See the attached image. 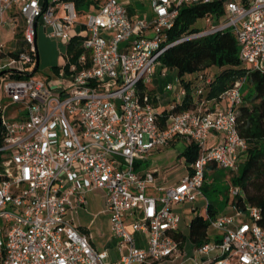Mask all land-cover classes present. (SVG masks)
<instances>
[{"label": "built area", "instance_id": "obj_1", "mask_svg": "<svg viewBox=\"0 0 264 264\" xmlns=\"http://www.w3.org/2000/svg\"><path fill=\"white\" fill-rule=\"evenodd\" d=\"M93 2L96 9L80 15L74 0H0V31L23 34L19 50L4 52L0 44V264H158L177 257L175 206L200 198L208 166L237 171L247 151L234 112L243 104V81L209 100L213 75L196 72L193 107L174 113L186 90L161 57L182 42L230 33L242 65L264 73V0ZM140 2L149 3V15L130 10ZM211 3L221 5V15L206 14L205 29L169 41L183 5ZM40 26L64 44L58 80L29 76ZM75 37L85 51L79 70L67 48ZM212 133L220 140L207 146ZM181 140L195 144L198 157L176 184L157 189V172L136 171L140 159ZM96 189L106 194L115 260L70 217L87 210L86 194ZM260 217L254 206H232L231 214L209 219L215 234L196 248L202 262L195 264H264Z\"/></svg>", "mask_w": 264, "mask_h": 264}, {"label": "trees", "instance_id": "obj_2", "mask_svg": "<svg viewBox=\"0 0 264 264\" xmlns=\"http://www.w3.org/2000/svg\"><path fill=\"white\" fill-rule=\"evenodd\" d=\"M78 13L83 14L91 6L96 9L93 0H74ZM222 14L219 3L183 5L172 29L168 32L169 41H175L184 34L194 33L198 30L193 26L197 20L202 19L206 14ZM21 32L17 33V39L21 42ZM83 39L75 37L68 45L70 62L78 65L79 56L85 53L82 46ZM239 50L235 38L230 33L212 34L202 38L188 40L168 49L161 57V62L170 70L176 72L179 81L186 90V97L181 104L175 106L172 112H184L193 107L190 95V79L186 75L196 72H204L214 69L216 73L207 99H217L222 93L229 89L235 82L243 81V86L247 85L248 93L243 94V104L234 109L237 128L240 137L247 144V151L244 160L241 162L237 174L230 178V186L239 190L236 196L229 194V189L225 191V200H229V205L236 206L241 211H245L247 206H254L260 210L261 217L257 221L258 225L264 227V73L245 68L238 56ZM87 66L90 64L89 55L86 53ZM58 73V68H53ZM37 72V71H36ZM35 72V73H36ZM152 92H150L151 95ZM162 122L167 119V112L161 110ZM172 145V144H171ZM187 166V172L191 171V165L198 157V147L195 144L187 145L180 154ZM216 165L208 166L207 172L212 169L214 175L219 168ZM234 172V171H231ZM210 185H215V180ZM209 191V185L204 183L202 192ZM216 188L212 192L215 193ZM229 195L232 199H229ZM207 217L203 215L195 216L189 223L188 240L195 248L209 241V219H214L217 214L215 206L207 202ZM175 239L180 242L179 248L183 247L187 238L180 231Z\"/></svg>", "mask_w": 264, "mask_h": 264}, {"label": "rangeland", "instance_id": "obj_3", "mask_svg": "<svg viewBox=\"0 0 264 264\" xmlns=\"http://www.w3.org/2000/svg\"><path fill=\"white\" fill-rule=\"evenodd\" d=\"M137 10L143 13H151L148 2H140L136 4ZM132 7H130L131 9ZM80 30V26H77ZM198 31L205 29V21L199 19L193 26ZM50 28L44 31L43 27H38L37 34V49L39 54V67L37 72L33 75L36 78H43L50 80H58V73L54 71V67H62L65 65V59L62 56L64 52V44L59 40L48 37ZM9 36L6 34H0V43L5 42V47L3 51L6 52L13 43L9 41ZM0 61V63H4ZM213 72V71H212ZM174 77H176V72H171ZM186 79H190L191 75H186ZM2 88V82L0 81V90ZM247 85H244L243 94L248 93ZM209 146V142H207ZM187 145L182 140L173 146H168L160 150L154 151L152 154L144 157L145 159L140 161L141 169H149L158 173V180L155 184L157 189H166L183 178L187 174V166L183 157L180 154L186 149ZM244 157H242L241 162H243ZM218 169V168H217ZM237 171L231 172L224 169H219L217 174L212 173V169L207 172L206 184L209 185V191L205 194L202 192L200 199L206 207V203L209 202L215 206L217 214H222L226 212V208L229 204V200H225V191L229 189V194L231 190L235 188L230 186V178L236 175ZM215 180V185H210L212 181ZM213 188H216L215 193L212 192ZM147 193L152 195H159L156 190H147ZM105 191L96 189L86 194V200L88 202L87 211L79 210L73 216V222L76 226L80 227L81 231H87L93 240V244L98 251H102L109 247L108 240L110 238V222L109 215L105 212ZM229 199L232 197L229 195ZM197 203V201L185 204L182 210L191 208ZM202 215L206 218V209H203ZM182 214V213H181ZM190 217L182 215L180 223V231L187 238L186 242L183 244L182 248H179L177 257H173L170 260L159 262L158 264H195V262H202V257H200L196 252V248L188 240L189 235V223ZM245 221H249L248 217H244ZM209 234H215V231L211 228L209 229ZM117 248L111 249L109 255L111 259L115 260L118 257Z\"/></svg>", "mask_w": 264, "mask_h": 264}, {"label": "crops", "instance_id": "obj_4", "mask_svg": "<svg viewBox=\"0 0 264 264\" xmlns=\"http://www.w3.org/2000/svg\"><path fill=\"white\" fill-rule=\"evenodd\" d=\"M135 8H137V6H136V4L130 9V10H133V9H135ZM16 12H17V8H14L13 10H12V12H10L9 14H7L6 16H5V19H7L11 14H16ZM22 24V23H21ZM19 32H21L22 33V30L20 29V30H18V32H12V31H5V30H1L0 31V34H3V35H7V36H9V41L11 42V43H13L12 44V46H10L9 47V49L6 51V52H8V53H12V52H14V51H16V50H19L22 46H21V42L17 39V33H19ZM21 36H22V42H23V34H21ZM36 41H37V38H36ZM2 46H3V48L5 47V42H3V43H0ZM22 45H23V43H22ZM36 45H37V43H36ZM213 71V72H212ZM207 72H209L210 74H212L213 76H214V74L216 73V71L214 70V69H209V70H207ZM173 76V75H172ZM191 79V78H190ZM162 84V83H161ZM159 93H162V87H160L159 88ZM172 98H171V96L170 95H168V96H166V98L163 100V102H164V106H166L168 103H169V101L171 100ZM212 107H216L215 105H213ZM219 137L215 134V133H212L210 136H209V138H208V142H209V145H212V144H216L217 142H219ZM180 141H177V142H175V143H173L172 145H170V146H173L174 144H176V143H179ZM154 151H157V150H154ZM154 151H152L150 154H152ZM149 154V155H150ZM142 159H140L138 162H137V164H136V171L139 173V174H144V173H146V172H149V171H152V170H149V169H141L140 168V161H141ZM156 177H157V179H158V174L156 175ZM183 206L184 205H177V206H175V210H176V212H178L179 213V210H181V208H183ZM206 206H207V203H206ZM203 209H206V207H205V205H204V203L202 202V200L199 198L198 200H197V203L194 205V206H192L190 209L189 208H187L185 211L184 210H182V214L181 213H179L180 214V216H181V218H182V215H185V216H189L191 219H190V221L195 217V216H197V215H202V210ZM79 210H84V209H79ZM79 210H77L76 211V213L79 211ZM84 211H87V210H84ZM232 213V209H231V207H230V205L228 204V206H227V208H226V212L225 213H222V214H231ZM222 214H220V215H222ZM110 224V223H109ZM80 228V227H79ZM84 233L90 238V241H91V243L93 244V240L91 239V236L88 234V232L87 231H84ZM108 244H109V247H107V248H105L104 250H102V251H110L111 249H114L115 247H114V242H113V239H112V233H111V229H110V238H109V240H108ZM93 246H94V244H93ZM95 247V246H94Z\"/></svg>", "mask_w": 264, "mask_h": 264}, {"label": "water", "instance_id": "obj_5", "mask_svg": "<svg viewBox=\"0 0 264 264\" xmlns=\"http://www.w3.org/2000/svg\"><path fill=\"white\" fill-rule=\"evenodd\" d=\"M38 67H39V54L37 53L35 67H34L32 73L29 74V76L34 75L35 72L38 70ZM0 75H2V73Z\"/></svg>", "mask_w": 264, "mask_h": 264}]
</instances>
